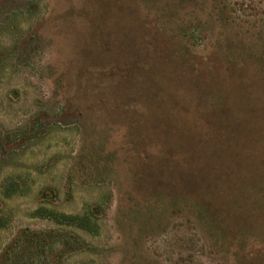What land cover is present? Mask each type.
I'll return each instance as SVG.
<instances>
[{"label":"rangeland","instance_id":"374dc122","mask_svg":"<svg viewBox=\"0 0 264 264\" xmlns=\"http://www.w3.org/2000/svg\"><path fill=\"white\" fill-rule=\"evenodd\" d=\"M0 264H264V0H0Z\"/></svg>","mask_w":264,"mask_h":264},{"label":"trees","instance_id":"16d2710c","mask_svg":"<svg viewBox=\"0 0 264 264\" xmlns=\"http://www.w3.org/2000/svg\"><path fill=\"white\" fill-rule=\"evenodd\" d=\"M35 216H47L50 217L53 213L52 211H48L44 208H39L35 211V213H33ZM56 215V214H55ZM54 216V215H53ZM59 218L58 222L61 225H65V226H72L75 227L76 229L86 232L88 234H95L96 230H97V225L95 222V219L93 218V214L90 210H86L81 214H75V215H63V214H59L57 216H55V218ZM48 234V233H47ZM76 246L77 247H82L85 250H88V244L85 243L84 241L81 240H77L76 241Z\"/></svg>","mask_w":264,"mask_h":264}]
</instances>
